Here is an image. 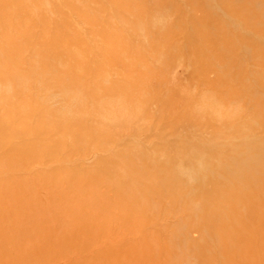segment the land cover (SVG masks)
Segmentation results:
<instances>
[{
    "label": "bare ground",
    "instance_id": "bare-ground-1",
    "mask_svg": "<svg viewBox=\"0 0 264 264\" xmlns=\"http://www.w3.org/2000/svg\"><path fill=\"white\" fill-rule=\"evenodd\" d=\"M223 1L219 0L218 3ZM45 2L14 0L15 8L4 13L6 21L3 27L6 30L0 31V137L15 136L19 139L5 156H0V264H40L41 260L51 256L68 255L71 250L75 253L77 244L82 243L81 239L87 235L86 231L90 234V231L98 233V230L103 232L104 228L107 229L114 218L112 208L116 209L117 215L122 217L126 225H144L152 209L146 203L147 192L143 193L142 188L151 191L158 200L169 199L175 210L183 209L189 218V223L183 225V229L206 232L207 236L200 241L179 242V245L189 244L191 248L187 262L211 264L204 259L205 251H212L218 245L219 254L224 256L226 264H264V257L255 259L256 255L264 251V139L259 142L243 141L226 151L211 147L208 142L188 144L187 141H179L176 146L168 147L162 153L137 149L131 145L115 151L106 162L99 163L96 160L97 165L93 167H80L72 163L56 166L63 147L80 151L90 142L100 150L106 149L111 141L109 128L138 113V99L128 90V85L109 83L102 70H90L89 64L78 58L80 53L70 48V43L64 38L68 27L60 25L62 16L60 19H49L39 12V7ZM239 2L238 11L235 12L239 14V21L263 37L264 0ZM70 7L78 12L79 1H71ZM5 8L6 2L1 0L0 11ZM207 12L208 22H215L223 28V32H196L193 37L214 41L223 35L226 48L220 52L203 45L191 48L185 57L187 67L196 72L209 70L212 64H199L197 59L212 57L220 67L217 79L223 81L229 72L240 76L245 69L241 61L232 63L231 53L247 52L252 60L261 65L263 75L253 83L255 86L249 88L241 78L243 88L239 94L255 98L251 88L264 86V47H258V42H249L246 36L232 35L231 32H235L234 23L227 22L225 17L219 19L209 8ZM22 15L27 16V20L21 22L23 24H12L11 21ZM86 20L92 19L86 17ZM34 23L51 26L52 36H33L29 27ZM234 40L241 44L235 45ZM28 44L31 49L28 59H25L23 54ZM70 63L78 65L81 72L75 73L69 67ZM87 69L101 90L98 107L104 123L103 130L96 131L87 125H79L80 119L89 113L87 103L96 100L86 83ZM37 75L39 81L30 87L29 82ZM130 80L127 78L126 82L129 84ZM53 91L61 99L58 105V101L55 103L58 107L54 109L46 106V98ZM34 92L46 98L42 99ZM116 95L121 100L113 102ZM51 99L55 101L53 97ZM256 100L257 110L253 118L258 120L255 124L261 126L264 98L258 97ZM34 109H38L36 115L33 114ZM193 113L221 122L231 121L238 115L236 109L222 111L209 99L192 108L191 115ZM247 126L251 127L252 124ZM40 135L45 136V139ZM191 145L194 152L191 151ZM34 164L45 168V172L35 171L27 179L9 176L15 169H30ZM152 180L158 181V184L151 185ZM97 183L116 197V201L107 203L100 196L101 200L98 201H102L101 204H95L97 201L94 203L105 212L98 218L97 213L94 218H97V222L100 220V229H95L96 225L90 227L92 224L88 219L94 214H88V218L81 213L84 211L81 209L71 213V210H75L71 208L78 206L75 199L82 196L83 199H93L100 194L102 189ZM159 201L160 205L162 201ZM69 202L75 203L70 206ZM54 205L57 209L49 208ZM159 205L157 208L162 209ZM80 206L84 208L82 204ZM144 239L140 238L138 243L149 248V240ZM30 240L38 244V250L27 246ZM121 250L131 255L136 264L154 261L151 254L139 255L135 246ZM246 251L249 253L246 254ZM162 253H167L165 246ZM100 257H90L89 262L83 260L85 262L80 264H100L97 261Z\"/></svg>",
    "mask_w": 264,
    "mask_h": 264
},
{
    "label": "rangeland",
    "instance_id": "rangeland-1",
    "mask_svg": "<svg viewBox=\"0 0 264 264\" xmlns=\"http://www.w3.org/2000/svg\"><path fill=\"white\" fill-rule=\"evenodd\" d=\"M4 1L6 8L2 12L0 11V31L6 30L3 27L6 21L4 13L11 12L15 8L14 0ZM71 1H79L78 12L71 9ZM218 2L219 0H116L115 2L108 0H46L39 7V12L49 19H60L62 16L63 20L60 25L68 27L64 34L65 40L70 43V48L80 53L78 58L82 62L86 61L90 70L99 68L106 75L109 83L128 85V90L133 92L138 99L136 103L138 113L109 128L111 141L106 149L100 150L90 142L80 151H71L63 147L60 150V159L56 166L63 167L66 163H72L80 167H93L97 165L96 160L99 163L106 162L115 151H120L131 145L137 149L162 153L168 147L176 146L179 141H187L188 144L208 142L209 146L226 151L230 147L238 146L243 141L259 142L264 139V117L260 119L261 126L255 124L258 120L253 118L257 110L256 99L264 98V86L251 88L256 99L243 97L239 94L243 88L240 83L241 78L249 88L255 86L253 83L263 75L261 65L256 60H252L250 54L247 52L244 54L242 51L231 53L232 63L236 64L241 61L245 69L242 76L229 72L223 81L217 79L220 75V67L218 63H215L214 58L197 59L199 64L204 62H208L204 63L206 65L212 64L209 70L206 69L207 71L196 72L188 68L185 62V57L190 53L191 48L203 45L207 49L212 48L218 52L224 51L226 48L223 35L221 39L217 38L214 41H202V39L196 38L197 36L193 37L196 32L218 30L223 32V28L218 24L208 22L210 21L208 8L211 12L214 11L213 13L219 19L225 17L227 22L234 23L235 32L232 31V35L246 36L249 42H258V47H264V35L260 37L239 21V14L235 13L240 6L239 0H224L221 4ZM86 17L92 20H86ZM25 20H27V16L22 15L21 18L11 22L12 24H23L21 22ZM29 30L35 37L50 38L52 36V27L48 25L42 26L34 23L29 27ZM238 42L234 40L237 46L241 44ZM30 49L29 44L25 46L23 58L28 59ZM48 59L50 60V57ZM214 65L216 69L218 68L217 70ZM69 67L75 73L81 72L78 65L70 63ZM90 70H86L88 73L86 83L90 86L91 93L96 96V100L90 103L85 101L88 104L89 113L80 119L79 125H87L92 130L98 131L104 129L98 107L102 95L100 88L94 83ZM127 78L131 79V83L126 82ZM39 79L38 75L35 76L29 82V86L33 87ZM11 87L14 88L12 85ZM53 92H50L47 98L40 94L37 95L35 92L34 94L42 99H48L43 101H46V106L54 109L58 107L61 99L58 98L56 91ZM52 97L55 100L53 102L51 101ZM206 99L211 100L212 104L218 105L222 111L236 109L237 117L231 121L221 122L200 114L193 113L194 115H191L192 108L206 102ZM120 100L121 97L116 95L113 102ZM37 112L38 109L33 110L34 115ZM249 124L252 126H247ZM40 137L45 139V136L40 135ZM18 140L15 136L0 137V156H5L6 152L19 142ZM191 147L192 150H190L193 151L194 147L192 145ZM41 168L43 167L34 164L30 169H15L9 173V176L27 179L35 171L45 172L46 169ZM195 168L197 169V167ZM150 183L157 185L158 181L152 180ZM99 184L97 183V186L100 187ZM100 188L102 191L98 194L99 198L96 199L98 197L96 196L93 199H83L84 196H82V198L75 199V202H78H76L78 206L82 204L84 208L73 206L71 209L75 210L70 209L72 214L79 209L84 210L81 213L88 218L89 215L94 214V217L90 216L91 219L88 220L92 224L90 227L97 226L95 229H100L98 223L100 220L98 219V222L96 220L98 216L105 215L102 207L95 206V204L98 202L101 204L102 201H98L101 198L107 203L116 201L112 192ZM141 191L147 192L145 193L147 194L145 195L146 203L152 209V214L144 225L136 227L126 225L122 217L117 215L116 209L112 208L111 213L114 218L107 229L104 228L105 232L98 230V233L90 231L89 234L87 233L89 231H86L87 235L81 239L82 243L77 244L75 253L71 250L68 251V255L66 253L55 258L51 256L50 259L41 260L43 262L40 261V264H80L83 260L88 261L90 257L101 256L104 258L106 255L104 256L103 253L109 256L107 255L103 260L100 257L97 260L100 264H103L102 261H105L104 264H136L131 255L124 254V251L121 250L133 246L136 247L139 255L151 254L153 256L154 261L147 264H197L194 261L187 262L189 260L188 252H191V248L189 244L187 246L179 245V242L200 241L207 236L206 232L192 228L183 229L182 226L189 223V218L183 209L175 210L172 208L170 200L165 198L159 199L162 201L160 205L163 203L162 209H159L157 206L160 201L157 196L150 193L151 191H146V188H142ZM209 193L211 194V192ZM90 200H94V202L91 203ZM75 202H69L70 206ZM90 203L91 206H89ZM98 207L100 208L98 209ZM49 208L57 209L55 205ZM95 215L96 219H94ZM101 224L100 226H102ZM140 238L149 240V248L138 243ZM27 246L32 250H38V244L33 240L28 241ZM164 246L167 253H162ZM219 252L220 249L216 245L212 251H205L204 259L209 260L211 264H226L224 256H220ZM248 253L246 251V254ZM260 257H264V251L260 255H256L255 259Z\"/></svg>",
    "mask_w": 264,
    "mask_h": 264
}]
</instances>
